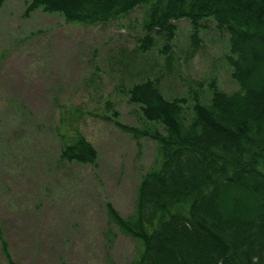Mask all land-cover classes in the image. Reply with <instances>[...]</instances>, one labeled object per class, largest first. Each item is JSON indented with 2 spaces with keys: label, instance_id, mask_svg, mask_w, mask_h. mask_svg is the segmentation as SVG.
<instances>
[{
  "label": "rangeland",
  "instance_id": "obj_1",
  "mask_svg": "<svg viewBox=\"0 0 264 264\" xmlns=\"http://www.w3.org/2000/svg\"><path fill=\"white\" fill-rule=\"evenodd\" d=\"M27 3L0 6V230L9 242L8 254L0 242V264H130L141 244L111 223L106 203L133 213L142 176L160 156L157 141L138 142L106 115L116 110L127 125H152L124 91L143 71L160 77L167 98L188 96L189 117L193 95L210 103L213 80L240 90L229 32L205 20L195 47L190 21L176 20L168 66L164 36L147 53L137 48L146 5L88 25L42 8L27 14ZM63 116L74 118L64 124ZM72 123L97 149L95 163L59 159V130Z\"/></svg>",
  "mask_w": 264,
  "mask_h": 264
},
{
  "label": "trees",
  "instance_id": "obj_2",
  "mask_svg": "<svg viewBox=\"0 0 264 264\" xmlns=\"http://www.w3.org/2000/svg\"><path fill=\"white\" fill-rule=\"evenodd\" d=\"M139 5L148 11L137 48L147 53L164 36L160 52L168 66L176 20L190 21L195 47L205 20L228 31V59L240 90L223 91L213 80L210 103L192 96L190 118L191 99L167 98L160 77L143 71L124 91L152 125H127L116 110L106 115L134 132L138 142L144 136L157 141L160 156L142 176L133 213L123 216L106 203L111 223L141 244L130 264H264V0H28L26 13L42 8L67 22L92 25ZM106 105L114 108L110 100ZM59 133L60 160L97 161V149L75 124ZM1 233L7 253L9 242Z\"/></svg>",
  "mask_w": 264,
  "mask_h": 264
}]
</instances>
